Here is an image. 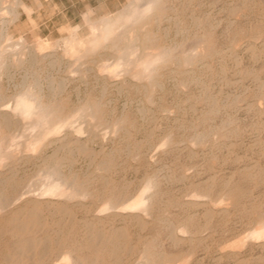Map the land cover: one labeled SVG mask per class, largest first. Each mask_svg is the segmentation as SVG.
<instances>
[{"label": "rangeland", "instance_id": "1", "mask_svg": "<svg viewBox=\"0 0 264 264\" xmlns=\"http://www.w3.org/2000/svg\"><path fill=\"white\" fill-rule=\"evenodd\" d=\"M25 1L34 8V23L23 13L21 22L10 29L14 40L21 35L24 37L27 48L32 47L37 36L46 42L59 40L67 34L64 26L68 24L78 25L79 33L86 34L84 14L89 12L95 18L115 13L128 2L39 0L42 4L39 5L36 0ZM153 21L148 30L162 46L189 47L196 34L197 37L206 35L212 45L207 56L193 64L184 66L173 60L162 65L159 68L162 84L154 87L151 99L142 87L138 90L130 83L120 92L114 84L123 79L122 74L107 78L110 87L102 94L104 74L97 75L95 67L109 49L85 58L81 65L92 69L84 77L71 70L73 58L60 56L62 45L44 47L38 53L42 57L39 56L37 62L26 52L25 62L14 66L15 82L27 71L44 78L65 77L68 87L62 97L68 101V107L75 106L79 98L86 95L102 99L105 123L98 125L99 137L91 144L98 149L104 146L103 155H113L112 168L107 174L118 185H128L131 195L137 193L141 178L153 174L161 184L158 185L160 203L169 204L162 202L164 205H157L160 210L154 208L153 224L146 229L130 221L133 231L151 233L158 245L178 257L185 254V260L177 263L264 264L262 241L245 237L247 245L234 247L239 237L247 236L258 211L264 212V0H167L163 14ZM57 56L62 61L53 64ZM5 75L3 88L11 94L13 88L9 87ZM119 118L124 119V128L119 134L113 133L106 122ZM129 144L135 148L133 153L128 152ZM52 149L49 145L45 151L50 153ZM37 163L36 158L19 161L20 175L28 178L20 187L33 180ZM66 168V173L76 171L81 177L95 171V166H89L83 157ZM91 184L94 188L102 185L101 181ZM223 207L231 210L224 212ZM210 208L216 209V213H209ZM162 209L165 212L161 213ZM75 210L79 217L87 215L84 209ZM160 214L176 222L189 218L195 225L190 224L193 226L190 235L199 226L195 228L198 232L191 236V241L187 238L174 243ZM111 221L121 224L117 217ZM65 224L68 228L69 223Z\"/></svg>", "mask_w": 264, "mask_h": 264}, {"label": "bare ground", "instance_id": "2", "mask_svg": "<svg viewBox=\"0 0 264 264\" xmlns=\"http://www.w3.org/2000/svg\"><path fill=\"white\" fill-rule=\"evenodd\" d=\"M166 6L167 0H128L115 13L94 18L87 11L83 15L88 28L86 34L79 33L78 25L68 24L64 26L67 34L59 40L46 42L37 36L32 47L27 48L22 35L14 40L10 27L21 22L23 13L34 23V8L25 0H0V264H175L183 259L185 254L178 257L169 252L157 244L151 233L133 231L129 226L130 221L141 229L153 224V210L161 201L160 181L153 174H146L138 191L135 190L137 193L131 195L128 185H118L107 174L112 168L113 155L105 156L104 146L98 149L91 144L99 137L98 125L105 123L102 99L86 95L79 98L75 108L67 109L68 101L62 97L68 87L67 78L56 79L51 75L44 78L27 71L15 82L14 76V66L25 62L26 52L37 62L42 55H38L39 51L46 46L62 45L60 56L73 58L71 70L80 72L81 77L92 69L81 65L85 58L109 49L102 54L103 61L95 64L97 75L104 74L105 78L102 94L110 87L107 78L122 74L123 79L114 84L120 92L130 83L138 90L142 87L151 99L154 87L162 84L159 77L162 65L174 60L188 66L211 50L209 38L197 37L198 34L186 48L159 44L148 25L163 14ZM61 57H55L52 63H60ZM4 73L9 87L13 88L11 94L4 91ZM123 121L119 118L106 122V127L117 133L124 128ZM49 145L53 146L50 153L45 151ZM127 149L133 153L135 148L129 144ZM79 157L88 160L89 166H95L94 173L81 177L76 171L65 172ZM32 158L39 161L37 171L26 188H22L28 178L20 175L18 163ZM92 181H101L102 185L94 188ZM24 194L28 196L23 197ZM229 207L222 210L229 212ZM75 208L86 210L87 215L79 217ZM215 210L210 208L209 213H216ZM257 214L247 236H238L235 244L232 241L234 247L244 246L245 237L260 240L264 245V212L259 210ZM116 217L121 219L120 225L111 221ZM161 219L165 227L168 225L174 243L187 238L191 241V236L198 232L195 227L190 235L193 226L189 218L177 222L163 216Z\"/></svg>", "mask_w": 264, "mask_h": 264}]
</instances>
